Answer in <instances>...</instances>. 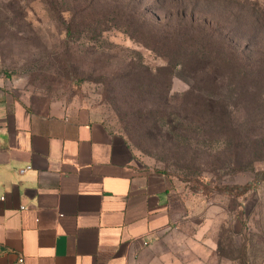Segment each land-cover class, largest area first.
I'll return each mask as SVG.
<instances>
[{
	"label": "rangeland",
	"instance_id": "1",
	"mask_svg": "<svg viewBox=\"0 0 264 264\" xmlns=\"http://www.w3.org/2000/svg\"><path fill=\"white\" fill-rule=\"evenodd\" d=\"M182 3L209 18L161 15V35L159 12ZM255 3L0 0V77L86 106L137 166L165 173L187 210L176 230L208 264H264V20L228 18Z\"/></svg>",
	"mask_w": 264,
	"mask_h": 264
},
{
	"label": "crops",
	"instance_id": "2",
	"mask_svg": "<svg viewBox=\"0 0 264 264\" xmlns=\"http://www.w3.org/2000/svg\"><path fill=\"white\" fill-rule=\"evenodd\" d=\"M186 216L86 106L0 77V264H208L176 230Z\"/></svg>",
	"mask_w": 264,
	"mask_h": 264
},
{
	"label": "trees",
	"instance_id": "3",
	"mask_svg": "<svg viewBox=\"0 0 264 264\" xmlns=\"http://www.w3.org/2000/svg\"><path fill=\"white\" fill-rule=\"evenodd\" d=\"M204 3L206 1H203ZM224 4V3H223ZM225 5V4H224ZM188 6L184 5L183 3L179 6H177L176 10H167L164 12H159L158 16L160 18H156L157 23H158V27L159 30L161 31V35H163L164 29L168 28V23L167 24H163V16L165 17L166 20H168V18H175L177 20H182L185 21L184 19L189 20L190 22H193L194 24L196 23V21H200L203 22L204 20H207L208 15L206 14L205 11L202 12H196L192 9V11H188L187 9ZM254 8H252L251 12L247 13L244 12L243 10L238 14H234L231 16H228V18H231L230 22H234L235 23V27H239L241 26V23L245 22L248 24V27H255L258 28V30L261 28V24L262 21L264 20V11L261 10V8L259 7V4L255 3ZM146 15H149V13L147 12ZM163 15V16H161ZM250 15V17H249ZM146 17V16H145ZM199 19V20H198ZM192 23V26L190 27L189 30L195 31L192 33L191 38L195 41L198 40L200 38L203 37V32L204 30L200 29L199 27L194 26V24ZM183 29V28H181ZM202 30V31H200ZM197 32V33H196ZM224 46H226L229 51H230V55L232 56L230 59V63L231 64H238L241 65L243 64L244 59L241 58V53L239 52V49L237 47H235L234 45H231L230 42H224ZM231 64H228L227 66H232ZM254 65V64H253ZM226 66V67H227ZM263 178H264V173L262 174Z\"/></svg>",
	"mask_w": 264,
	"mask_h": 264
},
{
	"label": "built area",
	"instance_id": "4",
	"mask_svg": "<svg viewBox=\"0 0 264 264\" xmlns=\"http://www.w3.org/2000/svg\"><path fill=\"white\" fill-rule=\"evenodd\" d=\"M29 169H30V167L21 169L20 170V173L23 174V173H25ZM146 244L147 243H145V245ZM11 264H27V261H26V258L23 255H19V256H17L16 260L13 263H11Z\"/></svg>",
	"mask_w": 264,
	"mask_h": 264
}]
</instances>
